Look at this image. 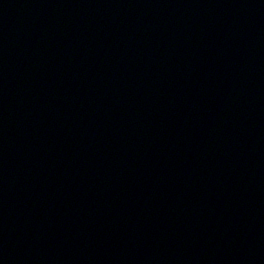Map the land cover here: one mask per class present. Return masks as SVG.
Returning <instances> with one entry per match:
<instances>
[{"label":"water","instance_id":"water-1","mask_svg":"<svg viewBox=\"0 0 264 264\" xmlns=\"http://www.w3.org/2000/svg\"><path fill=\"white\" fill-rule=\"evenodd\" d=\"M0 264H264V0H0Z\"/></svg>","mask_w":264,"mask_h":264}]
</instances>
